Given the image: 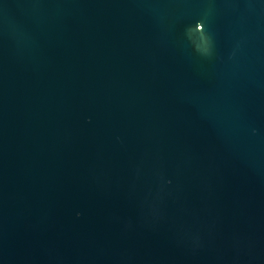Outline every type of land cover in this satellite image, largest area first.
<instances>
[{
    "label": "water",
    "instance_id": "obj_1",
    "mask_svg": "<svg viewBox=\"0 0 264 264\" xmlns=\"http://www.w3.org/2000/svg\"><path fill=\"white\" fill-rule=\"evenodd\" d=\"M0 264H264V0H0Z\"/></svg>",
    "mask_w": 264,
    "mask_h": 264
}]
</instances>
